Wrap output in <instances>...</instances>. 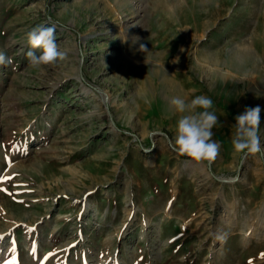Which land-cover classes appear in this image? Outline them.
<instances>
[{
	"label": "rangeland",
	"instance_id": "374dc122",
	"mask_svg": "<svg viewBox=\"0 0 264 264\" xmlns=\"http://www.w3.org/2000/svg\"><path fill=\"white\" fill-rule=\"evenodd\" d=\"M37 25L63 60L28 66ZM0 51V264H264V155L231 143L260 106L264 146V0H0ZM199 95L211 165L169 147Z\"/></svg>",
	"mask_w": 264,
	"mask_h": 264
},
{
	"label": "clouds",
	"instance_id": "9594fccd",
	"mask_svg": "<svg viewBox=\"0 0 264 264\" xmlns=\"http://www.w3.org/2000/svg\"><path fill=\"white\" fill-rule=\"evenodd\" d=\"M55 33V28L43 25H37L26 33L27 44L30 45V50L26 53L29 67L54 65L58 60L64 59L65 53L59 50ZM31 49H39L40 52L37 54ZM140 50H146L143 44L140 45ZM12 62L11 57L0 51V66L6 67ZM170 105L176 113L189 114L181 115L178 119L176 135L174 140L169 142V147L180 156L211 165L218 158L221 149V144L213 139V129L220 124L219 117L210 110L213 107V100L208 96L199 95L186 103L182 98L173 97ZM260 127V106L246 107L243 113L237 115L232 125L234 132L231 143L234 153L242 156L264 155ZM213 235L217 239H222L217 234Z\"/></svg>",
	"mask_w": 264,
	"mask_h": 264
},
{
	"label": "trees",
	"instance_id": "16d2710c",
	"mask_svg": "<svg viewBox=\"0 0 264 264\" xmlns=\"http://www.w3.org/2000/svg\"><path fill=\"white\" fill-rule=\"evenodd\" d=\"M185 157V156H184Z\"/></svg>",
	"mask_w": 264,
	"mask_h": 264
}]
</instances>
